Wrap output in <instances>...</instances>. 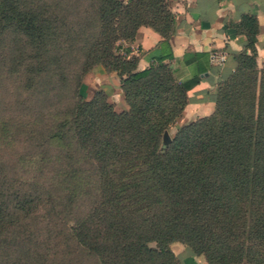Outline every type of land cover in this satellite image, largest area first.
<instances>
[{"label":"trees","instance_id":"16d2710c","mask_svg":"<svg viewBox=\"0 0 264 264\" xmlns=\"http://www.w3.org/2000/svg\"><path fill=\"white\" fill-rule=\"evenodd\" d=\"M100 1L101 11L106 7L113 13L119 8L117 0ZM162 2L152 0L156 23L133 19L124 34L131 40L138 26H148L163 37L152 64L135 70V57L118 61L104 49L103 67L121 78L127 109L115 112L110 103L92 96L75 105L71 135L61 131L51 135L63 140L67 134L68 141H77L86 151L77 168L71 167L73 157L68 154V169L63 172L73 180L76 173H87L86 182L93 183L86 214L75 219L65 235L61 230L54 234L57 242L62 238L78 249L83 256L78 264H182L169 248L172 242L204 255L207 264L239 262L241 249L221 245L227 251L213 253L204 239V230L211 225L221 234L226 232L225 218L232 211L226 199H254L259 204L255 228L248 231L264 240V64L258 67L255 61L254 14L239 19L247 52L232 55V70L218 75L213 112L184 123L169 139L164 131L180 115L186 92L199 82L197 64L204 54L188 55V62L196 60L197 72L187 79L178 78L177 70L163 63L172 58L168 36L174 14L165 11ZM32 8L37 7L0 0V17L34 32L37 14ZM40 25L51 34L62 26L59 20H44ZM43 37L36 38L50 39L47 33ZM124 51L128 55L129 50ZM161 141L166 143L164 148ZM1 229L0 219V234Z\"/></svg>","mask_w":264,"mask_h":264},{"label":"rangeland","instance_id":"374dc122","mask_svg":"<svg viewBox=\"0 0 264 264\" xmlns=\"http://www.w3.org/2000/svg\"><path fill=\"white\" fill-rule=\"evenodd\" d=\"M17 1L27 7L33 3L37 8L32 13L37 16L34 32L0 17V260L3 264H78L83 260L78 249L71 241L57 242L54 234L61 230L65 235L67 227L86 214L93 183L86 182L87 173H76L75 180L64 173L68 154L73 157L71 167L77 168L86 151L77 141H68L67 134L63 140L51 135L72 134L71 114L77 103L92 96L110 103L108 88L94 95L98 73L109 72L103 67L104 49L118 61L126 57L130 40L124 34L132 20L156 23L157 14L152 0H117L119 8L113 13L106 7L101 11L100 0ZM162 6L173 13L170 0H163ZM44 20H59L62 26L51 34L45 25L40 28ZM46 33L48 42L36 38ZM121 101L124 109L111 103L110 109L126 110L123 95ZM179 116L164 131L169 139L184 124ZM165 146L161 141L160 148ZM225 201L232 209L225 218L227 230L221 234L214 225L204 230L208 249L213 253L227 251L226 247L241 249L242 258L230 264H264V240L248 231L255 228L259 204L254 199ZM169 248L182 264H207L204 255L190 252L181 242H172Z\"/></svg>","mask_w":264,"mask_h":264},{"label":"crops","instance_id":"0c3cea01","mask_svg":"<svg viewBox=\"0 0 264 264\" xmlns=\"http://www.w3.org/2000/svg\"><path fill=\"white\" fill-rule=\"evenodd\" d=\"M170 5L174 14L173 30L168 36L172 58L163 60V63L176 69L178 78L187 79L197 72L196 60L188 62L191 58L188 55L204 54L198 59L200 64H197L200 67L197 72L199 82L186 92V103L179 116L180 121L186 123L213 112L212 94L218 75L232 70L235 65L232 55L247 52L244 49L246 37L239 25V19L244 14H254L255 61L258 66L264 63V0H170ZM162 39L148 26L135 29L126 55L136 58L135 70L144 69L153 63L152 56ZM213 52L223 54V62L218 64L210 60L209 55ZM184 55H187L185 62ZM204 66H207L206 70ZM96 79V90L108 88V102L124 109L121 78L110 71L98 73ZM112 97L120 101L113 103Z\"/></svg>","mask_w":264,"mask_h":264},{"label":"built area","instance_id":"2783aa9c","mask_svg":"<svg viewBox=\"0 0 264 264\" xmlns=\"http://www.w3.org/2000/svg\"><path fill=\"white\" fill-rule=\"evenodd\" d=\"M209 58H210V60H212V61H214L215 63H218V64L223 62V54H221V53L213 52V53H211L209 55Z\"/></svg>","mask_w":264,"mask_h":264}]
</instances>
